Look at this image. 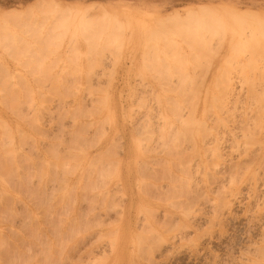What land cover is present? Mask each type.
<instances>
[{"label":"rangeland","instance_id":"obj_1","mask_svg":"<svg viewBox=\"0 0 264 264\" xmlns=\"http://www.w3.org/2000/svg\"><path fill=\"white\" fill-rule=\"evenodd\" d=\"M39 1L0 0V264H264V0Z\"/></svg>","mask_w":264,"mask_h":264},{"label":"bare ground","instance_id":"obj_2","mask_svg":"<svg viewBox=\"0 0 264 264\" xmlns=\"http://www.w3.org/2000/svg\"><path fill=\"white\" fill-rule=\"evenodd\" d=\"M45 1H46V0H44V1H42V2L45 3ZM52 1H53V0H52ZM52 1H50V3H52V4H51L52 7H51L50 4L47 3V2H49V1H48V0L46 1L47 6H48V7L50 6L49 8L46 6L48 9L45 8V4H46V3L43 4L41 1H39V2L36 3L35 5L38 7V5L41 4L42 9H43V7H44L45 9H47V11H48L50 8H52V9L49 10V11H51V12H53L52 10H54L55 8H58V10H59V6H60L59 3H58V2H55V3H54V1H53V2H52ZM53 5H55L56 7L53 6ZM32 7H33V6H32ZM37 7H36V9L42 10L41 8H39V7L37 8ZM60 7H61V6H60ZM96 7H97V6H96ZM101 7H102V6H101ZM34 8H35V7H34ZM34 8H33V9H34ZM88 8H89V7H88ZM199 8H200V7H199ZM202 8H203V6H202ZM29 9H31V7H29ZM29 9H27L26 11H28ZM36 9H35V10H36ZM45 9H43V11H44ZM31 10H32V9H31ZM31 10H29V11H31ZM35 10H34V11H35ZM58 10H57V11H58ZM65 10H68V8L65 9ZM65 10H64V11H65ZM71 10L73 11V9H71ZM71 10H70V11H69V10H68V11H65V12H63V13L65 14V13L68 12L69 14H71V13H70ZM90 10H91V9H90ZM95 10H96V9H95ZM197 10H198V9H197ZM199 10H200L199 12H200V14H201V15H199V16L202 17V14H203V13H201V9H199ZM205 10H206V9H205ZM224 10H225V9H224ZM13 11H14V10H13ZM13 11H12V12H13ZM29 11H28V12H29ZM54 11H55V10H54ZM98 11H101V12H102V8H101V10H98ZM98 11H97V12H98ZM203 11H204V10H203ZM213 11H214V10L212 9V12H213ZM221 11H222V13L220 12V14H221L220 16L223 17V16L225 15L224 12L227 13V11H229V10L227 9V11H224V12H223V10H221ZM12 12H11V11L6 12V16H8V15L10 16V15L12 14ZM55 12H56V11H55ZM59 12H61V11L59 10L57 13H59ZM76 12H77V11H76ZM92 12H93V11H92ZM92 12H91V13H92ZM174 12H175V11H174ZM199 12H198V13L195 12V14H194V12H189V13H190L189 15L192 16V17L190 16V17L192 18V20L194 21V19H195L194 22H196V19H197V22H198V20H200V21H199L200 23L203 22V21H202L203 18L200 17V19H199L198 15H197V14H199ZM205 12H209V13L211 14L210 16H208L209 13H205V15H206L207 17H206L205 15H203V16L206 17V18H205L206 20H207V18H208L209 21H213V20L215 21V20H216V18H217V16H218V15H217L218 13H217V14L215 13V15H216V17H215L214 15H212L214 12L212 13L211 11H209V8H208ZM10 13H11V14H10ZM13 13H14V12H13ZM37 13H38V12H37ZM43 13H44V12H43ZM47 13H48V12H47ZM53 13H54V12H53ZM57 13H56V14H57ZM73 13H75V12H73ZM73 13H72V15H73ZM85 13H86V12H85ZM91 13H90V14H91ZM98 13H100V12H98ZM98 13H96V14H98ZM171 13H172V12H171ZM177 13H178V12H177ZM223 13H224V14H223ZM25 14L28 15L29 13H27V12L25 13V12H24L22 15L24 16ZM44 14H46V12H45ZM56 14H55V17H54L55 19H56ZM59 14H61V13H59ZM59 14H58V15H59ZM86 14H87V13H86ZM90 14H89V16H90ZM94 14H95V13H94ZM94 14H93V16H94ZM193 14H194V15H193ZM222 14H223V16H222ZM227 14H228V13H227ZM230 14H232V13L229 12V14H228L229 17H230V19H231V17H234V16H232V15H230ZM244 14H246V13H244ZM244 14H243V15H244ZM248 14H249V13H248ZM251 14H252V13H251ZM251 14H249V15H251ZM27 15H25L24 17H26ZM32 15H33V13H32ZM38 15H39V14H38ZM47 15H48V14H47ZM58 15H57V16H58ZM81 15H82V14H81ZM83 15H84V14H83ZM174 15H175V16H174L175 18H174V17L170 18L171 21H169V19H168L169 23H170V22H173V21H175V20H176V22L178 23L179 20L182 21V20L184 19L183 21H185V19L187 18L188 21H189L188 24H190L191 18L189 17V15L187 16V14H185L186 17L183 18V19L180 18V15H179V17L176 16V13H175ZM237 15H238V14H237ZM239 15H241V14H239ZM246 15H247V14H246ZM246 15H245V16H246ZM257 15H258V14H256V17H257ZM9 16H8V17H9ZM12 16H13L15 19L17 18V17H15V15H12ZM29 16H31V14H29ZM50 16H51V15H50ZM193 16H195V17H193ZM220 16H219V17H220ZM245 16H244V17L241 16V17L239 18V20H240V21H241V19L245 20V23H244V24L246 25V20H248L250 17L247 19V16H246V17H245ZM252 16H253V14H252ZM254 16H255V15H254ZM254 16H253V17H254ZM2 17L5 19V15L2 16ZM10 17H11V16H10ZM10 17H9V18H10ZM59 17H61V16H59ZM74 17H75V16H74ZM83 17H84V16H83ZM97 17H99V16H97ZM177 17H178V19H177ZM210 17H212V18H211L212 20H210ZM214 17H215V18H214ZM235 17H236V15H235ZM9 18H8V19H9ZM63 18H65V17H63V15H62V20H63ZM66 18H67V17H66ZM69 18H70V16H69ZM80 18H81V17H80ZM107 18H108V16H107ZM173 18H174L175 20H172ZM179 18H180V19H179ZM213 18H214V19H213ZM225 18H226V16H225ZM244 18H245V19H244ZM32 19H33V17H32ZM32 19H31V20H32ZM35 19H36V18H35ZM97 19H100V18H97ZM102 19H103V18H102ZM102 19H100V21H101ZM112 19H114V18H112ZM163 19H164V18H163ZM187 19H186V20H187ZM189 19H190V20H189ZM205 19H204V20H205ZM218 19H219V18H218ZM218 19H217V20H218ZM221 19H222V18H221ZM223 19H224V18H223ZM227 19H228V16H227ZM254 19H255V17H254ZM263 19H264V18H263ZM1 20H3V19H1ZM6 20H7V19H6ZM10 20H11V19H10ZM29 20H30V19H29ZM29 20H28V21H29ZM72 20H73V18H72ZM165 20H167V18H166ZM233 20H235V18H233ZM256 20H257V22H258L259 19L257 18ZM3 21H4V20H3ZM8 21H9V20H8ZM25 21H26V20H25ZM25 21H24V23H25ZM105 21L107 22L108 20H105ZM159 21H160V19H159ZM168 21H167V22H168ZM183 21H182V23H183ZM220 21H221V20H220ZM240 21H239V23H240ZM101 22H102V21H101ZM141 22H142V21H141ZM160 22H163L162 19H161ZM185 22H186V21H185ZM185 22H184V23H185ZM194 22H191V24L194 23ZM199 22H198V23H199ZM204 22H205V21H204ZM215 22H218V21H215ZM221 22H222V21H221ZM225 22H226V21H225ZM234 22H236V20H235ZM253 22H254V20H253ZM257 22H255V23L257 24L256 26H257V27H258V26H261V25H259V23H257ZM4 23H5V21H4ZM9 23H10V22H9ZM14 23H15V21H14ZM18 23H19V22H18ZM21 23H22V21H21ZM118 23H119V22H118ZM156 23H158V22H156ZM173 23H174V22H173ZM173 23H170V24H173ZM182 23H181V24H182ZM184 23H183V24H184ZM200 23H199V24H200ZM263 23H264V22H263ZM5 24H6V23H5ZM10 24H12V23H10ZM106 24H107V23H106ZM138 24H139V23H138ZM146 24H147V23H146ZM174 24H175V25H174ZM174 24H173L172 26H174V27L177 26L176 23H174ZM234 24H235V23H234ZM241 24H242V21H241ZM260 24H261V23H260ZM109 25H111V24H109ZM115 25H116V24H115ZM129 25H130V24H129ZM178 25H179V24H178ZM185 25H186V24H185ZM185 25H184V26H185ZM193 25H195V23H194ZM242 25H243V24H242ZM247 25H248V23H247ZM112 26H113V24H112ZM137 26H138V25H137ZM146 26H147V25H146ZM159 26H160V25L158 24V27H159ZM262 26H263V25H262ZM178 27H180V25L177 26V28H178ZM163 28H165V26H164ZM181 28H182V26H181ZM147 29H148V28H147ZM157 29H158V28H157ZM157 29H156V30H157ZM159 29L162 30L161 27H160ZM169 29H170V28H169ZM152 30L154 31V29H152ZM158 31H159V30H158ZM156 32H157V31H156ZM158 34H159V33H158ZM214 100H215V99H214ZM224 100L226 101V99H224ZM219 101H220V100H219ZM230 101H231V100H230ZM213 102L215 103V101H213ZM231 102H232V101H231ZM233 102H234V101H233ZM214 103H213L214 107L218 105V104H216V103L214 104ZM221 103H222V101H221ZM229 103H230V102H229ZM223 104H224V103H223ZM220 105H221V104H220ZM222 106H223V105H222ZM222 106H221V107H222ZM219 107H220V106H219ZM229 107H230V106H229ZM216 108H217L218 110H220V109L218 108V106H217ZM224 109H225V108H224ZM226 110H228V109H226ZM214 111H215V109H214ZM216 111H217V110H216ZM223 111H224V110H223ZM228 111H229V110H228ZM219 112H220V114H221V111H219ZM223 113H224V112H223ZM225 113H226V111H225ZM225 113H224V114H225ZM214 115H216V114H214ZM217 115H219V114H217ZM233 118H234V117H233ZM216 119H217V117H216ZM221 119H222V116H221ZM191 120H192V119H191ZM217 120H218V119H217ZM189 121H190V120H189ZM236 121H237V120H236ZM192 122L194 123L195 121H192ZM221 122H223V121L221 120ZM221 122H220V123H221ZM241 122H242V121H241ZM244 122H245V121L243 120V123H242V124H244ZM195 123H196V122H195ZM236 124L238 125L237 122H236ZM190 125H191V128H192V126L194 127V124H192L191 122H190ZM239 125H240V124H239ZM233 126H234V125H233ZM241 126H242V125H241ZM241 126H240V127H241ZM186 128H189V127H186ZM197 128H198V127H197ZM185 130H186V129H185ZM187 130H188V129H187ZM186 132H189V131H186ZM190 133H191V132H190ZM11 142H12V141H11Z\"/></svg>","mask_w":264,"mask_h":264}]
</instances>
